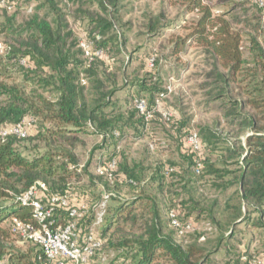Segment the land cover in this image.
<instances>
[{
  "label": "trees",
  "instance_id": "obj_1",
  "mask_svg": "<svg viewBox=\"0 0 264 264\" xmlns=\"http://www.w3.org/2000/svg\"><path fill=\"white\" fill-rule=\"evenodd\" d=\"M6 1L11 10L0 9L4 14L0 36L5 40L4 53L0 54V129L30 118L34 123L26 127L25 138L10 135L0 142V264L45 263L37 245L24 242L29 244L27 250L15 248L16 236L11 231L10 220L16 218L37 227L31 206L18 201V197L37 183L47 188L46 193L39 191L40 200H46L49 194L68 195V180L80 173L73 151L81 133L91 132L104 142L110 140L117 145L126 136L127 128H132L134 138L140 139L148 125L155 123L188 163L183 176L179 177L180 183L175 185L170 180L177 177L175 165H163L162 172L158 169L145 180L144 175L138 173V167L130 166L126 158H118V154L113 153L106 159L115 160V169L111 182L100 176L107 183L102 195H108L106 202L114 203L108 207L98 238L107 249L131 251L132 255L126 258L130 257L132 264H208L212 253L198 245V238L186 245L176 241L168 219L171 211L182 223L190 222L192 213H196L195 220L206 213L209 225L220 232L219 242L233 237L234 228L245 218L244 207L250 215L259 213L260 218L264 217V124L259 125L253 117L237 109L249 106L261 112L264 120V21L256 7L258 16L249 14L247 2L242 0H220L214 5L210 4L212 0H187V12L196 13L198 19L187 27L185 38L172 47L175 55L186 45L202 49L212 62L213 71L209 76L215 84H234L245 98L241 103L229 100L225 105L229 125L244 134V139L238 146L220 149L223 155L218 167L209 157L202 159L201 152L199 155L191 153L186 140L193 131L188 128L187 119L179 121L176 113L170 111L172 116L164 121L161 111L155 109L157 98L164 96V101L165 90L148 87L143 80L136 81L137 91L130 97L125 111H121L111 101L118 90L116 75L99 69L100 58L92 61L84 58L88 62L85 64L80 42L66 17L73 15L80 20L83 14L89 32L85 41L90 43L91 51L101 50L102 55L104 51L112 55L115 50L120 51L123 44L119 42L118 33L112 31L118 28L117 14L123 0H96L98 11L84 9L86 4L92 3L90 0H69L75 7L72 14L63 0H26L21 4L17 0ZM30 4H34V12L21 23L16 21L17 13L7 15L15 6L26 10ZM216 4L226 7L213 13ZM154 28L157 25L152 24L151 31ZM244 35L250 44L251 69L244 68L241 50ZM21 60H27L25 66L20 65ZM135 100L145 101L146 112L151 115L148 120L134 109ZM163 106L162 103L161 110ZM195 133L201 148L216 150L213 148L216 137L208 128H199ZM166 142L163 141L162 150L166 149ZM197 158H200L201 169L196 174ZM230 166L236 169L231 171ZM206 177L222 192L237 186L236 202L227 221H217L216 201L205 209L193 197L200 188L195 185L200 186ZM228 177L232 179L226 181ZM173 187L176 189L171 191ZM126 189L136 192V196L123 199L119 194ZM91 219L90 214L87 220ZM54 220L65 224L66 212L57 209ZM236 257V263L250 264L253 255L242 251Z\"/></svg>",
  "mask_w": 264,
  "mask_h": 264
},
{
  "label": "rangeland",
  "instance_id": "obj_2",
  "mask_svg": "<svg viewBox=\"0 0 264 264\" xmlns=\"http://www.w3.org/2000/svg\"><path fill=\"white\" fill-rule=\"evenodd\" d=\"M63 1L64 4H68L72 14L75 8L73 3L69 0ZM90 1L92 3L86 4L84 9L89 7L92 11H98L96 0ZM218 1L220 0H212L210 4L214 5ZM230 1L242 2L241 0ZM16 2L21 4L26 0ZM33 7L34 4H30L26 10H18L15 6V9L7 15L17 13L16 21L21 23L33 14ZM224 7H226L225 4H216L212 11L218 13ZM246 8L249 14L259 15L255 7L249 3ZM117 15L120 22L118 28L112 31L118 33L119 42L123 43L122 47L120 51L115 50L112 55L104 51L98 60L99 69L106 70L117 77L116 89L118 90L113 95L112 103L117 104L121 111H125L130 97L137 91L134 87L136 81L143 80L148 87L165 90L167 94L162 102L164 109L175 112L179 121L187 119L188 128L193 132L198 131L199 128H208L214 133L216 138L213 148L216 150H205L202 147L201 158L207 156L219 167L223 155V150L220 149H225L230 145L238 146L239 142L244 139V134L229 125L225 105L229 100L241 103L245 98L234 84H215L214 79L209 76L213 71L212 62L202 49L186 45L180 54H173L174 43L185 38L188 33L187 27L198 19V15L187 12V0H123ZM79 17L80 20H77L73 15H68L66 20L79 42L87 43L85 41L89 36L86 28L87 20L83 19V14ZM157 20L160 22L157 23ZM3 21L4 14L0 12V23ZM152 24L157 25L153 31L150 29ZM112 31L111 33H114ZM4 41V38L0 36V44L3 48ZM249 45L248 38L244 35L241 50L245 69L253 67ZM82 58L84 59L83 55ZM85 64H88L86 60ZM237 109L243 115L253 117L259 125L264 124L261 112H255L249 106L244 105L241 109L239 107ZM126 133L117 145L110 140L104 142L102 137L91 132L81 133L79 144L73 151L80 173L68 180V195L72 204L85 203L87 205L88 211L79 222V226L82 229L91 228L97 236L100 235L108 207L114 202H106L103 199L102 190L106 189L107 183L98 176L96 168L111 154H118L117 157L126 158L130 166L138 167V173L141 176L144 175L145 180L158 169L162 172L164 167L172 164L175 165L173 169L177 177L173 180L170 178V180L176 185L180 183L181 178L179 177H182L187 169L188 163L183 161L177 146L169 137L161 134L157 124L148 125V130L140 139L134 138L132 128H127ZM163 141H167L165 150H162ZM229 169L234 171L236 167L230 166ZM231 179L228 177L225 180ZM204 181L200 186L195 185L200 188L198 193L193 194L194 199L199 200L201 207L205 209L216 201L217 210L215 209L214 212L218 211L215 215L217 221H227L233 212L231 207L236 202L237 186L234 185L222 192L220 188L213 186L215 184L212 183L215 182L211 178L206 177ZM175 189L176 187H173L171 191ZM180 193L183 195L181 190ZM119 195L128 200L136 196V192L126 189ZM243 212L245 213L243 222L234 228L233 237L227 242L218 241L220 232L209 225L206 213L199 216L197 220H195L196 213H192L188 221L193 224V232L184 238H176V241L181 245H186L198 238V245L204 247L207 253H212L208 264H242L236 263V256L242 251L253 255L252 262L264 263V217L260 218L259 213L250 215L247 207H244ZM90 214L92 219L87 220ZM13 245L22 251L29 247L28 243L21 242L17 237H14ZM127 255H132L131 251L107 249L104 245L102 250L91 259L90 264H132L130 257L126 258Z\"/></svg>",
  "mask_w": 264,
  "mask_h": 264
},
{
  "label": "built area",
  "instance_id": "obj_3",
  "mask_svg": "<svg viewBox=\"0 0 264 264\" xmlns=\"http://www.w3.org/2000/svg\"><path fill=\"white\" fill-rule=\"evenodd\" d=\"M256 7L264 21V0H242ZM11 10L6 0H0V9ZM85 59L92 61L94 58H101L102 51H91L90 43H80ZM5 50L0 44V53ZM27 60H21L20 65L25 66ZM84 84V81H81ZM164 96L155 100V109L160 110L162 119L169 121L172 113L168 110H161V104ZM134 109L148 120L151 115L146 112V104L144 100H135ZM34 123L33 119H26L20 124L9 128L0 129V142L4 141L8 136L13 135L18 138L26 137V127ZM186 145L191 153L199 155L201 152V144L195 132H192L187 140ZM196 170L199 173L201 169L200 158L195 160ZM115 169V160L102 162L97 165L96 173L98 176L104 177L107 181H112V173ZM39 191L47 192V188L41 184H35L26 194L18 197V201L22 204L31 206L32 218L37 224L34 227L31 223H24L16 218H11V231L21 242H30L37 245L45 258L44 264H90L91 259L96 252L102 248V242L91 228L82 229L79 222L84 218L88 211L85 203L78 205L72 204L69 195L49 194L46 200L39 199ZM107 201L108 195H104ZM57 209H62L67 214L65 224L56 223L54 214ZM168 219L170 227L176 233V238L181 239L193 232V224L191 222L182 223L176 218L174 212H169ZM250 264H264L261 261H253Z\"/></svg>",
  "mask_w": 264,
  "mask_h": 264
}]
</instances>
